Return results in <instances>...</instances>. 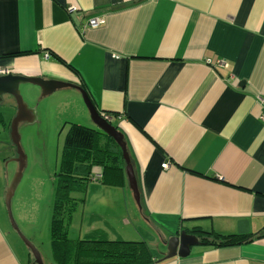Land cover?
Returning <instances> with one entry per match:
<instances>
[{
	"label": "crops",
	"instance_id": "obj_1",
	"mask_svg": "<svg viewBox=\"0 0 264 264\" xmlns=\"http://www.w3.org/2000/svg\"><path fill=\"white\" fill-rule=\"evenodd\" d=\"M95 18L104 23L88 27ZM0 67L83 88L124 134L140 206L127 174L123 187L95 178L85 205L96 223L84 233L81 222L80 238L102 230L122 240L106 224L123 198L156 235L159 243L144 241L159 249L156 264H264V0H0ZM67 89L44 97L21 85L29 110L19 128L39 119L46 98L41 110L57 122L88 121L81 93ZM1 103L12 115L0 145L12 149L17 104ZM10 186L0 193V264H33L8 217ZM195 229L248 240L192 234L200 244L190 255L166 260L168 240Z\"/></svg>",
	"mask_w": 264,
	"mask_h": 264
},
{
	"label": "trees",
	"instance_id": "obj_2",
	"mask_svg": "<svg viewBox=\"0 0 264 264\" xmlns=\"http://www.w3.org/2000/svg\"><path fill=\"white\" fill-rule=\"evenodd\" d=\"M0 114V132L5 126ZM105 186H126V163L118 144L97 128L69 123L59 168L50 226L51 246L55 264H156L147 242L110 240L102 230L71 239L74 218L86 203L89 184L95 180ZM73 193L80 197H72ZM206 241L219 245L239 244L247 236H222L205 231L189 230Z\"/></svg>",
	"mask_w": 264,
	"mask_h": 264
},
{
	"label": "rangeland",
	"instance_id": "obj_3",
	"mask_svg": "<svg viewBox=\"0 0 264 264\" xmlns=\"http://www.w3.org/2000/svg\"><path fill=\"white\" fill-rule=\"evenodd\" d=\"M68 91H74V89ZM48 99L50 98L39 100L36 103L37 105L41 104L39 119H36L34 124H27L19 128L21 150L26 157L27 166H25L22 172V178L15 191L11 209L15 225L21 236L37 249L43 264H55L50 239L52 204L55 193L56 174L58 172L60 156L69 125L65 126L66 121L57 122L56 116L51 115L50 112L49 114L41 110L42 108L50 107ZM58 102L54 101L53 103L58 104ZM0 112H2L4 120L9 122L12 115L10 107L0 103ZM86 115L89 120H79L81 122L80 124L89 128H96L93 122H91L88 110ZM7 135H9L8 131L0 132V142H2L3 136L7 137ZM8 138L12 142V138ZM14 148L15 146H12L11 149V147L5 144L0 145V193H3L5 180L8 179L10 184H12L20 168V164L15 161L17 159V150ZM90 185L92 184L90 183ZM72 197H80V194L73 193ZM130 199L134 205L136 202H134L135 200H133L132 194ZM91 200L92 198H90ZM123 202L124 199L122 198L120 206L110 216H107L109 219L106 226L111 222L110 226L114 228L117 236L122 238V240L126 239L135 242L151 241L153 244L159 243L154 232L147 230L149 228L143 221L138 219L135 212L129 213ZM21 209L24 211V217H21ZM74 219V223L80 219L81 221L76 229H73L74 226L71 227V239L79 238L81 222L84 233L87 232V226L96 223L91 220L89 204L81 207ZM120 219L127 220L129 224L122 225L118 223ZM10 223L13 228L12 222ZM102 226H104L103 223ZM16 234L13 235L16 236ZM155 246H153L152 250L157 254L159 249Z\"/></svg>",
	"mask_w": 264,
	"mask_h": 264
},
{
	"label": "water",
	"instance_id": "obj_4",
	"mask_svg": "<svg viewBox=\"0 0 264 264\" xmlns=\"http://www.w3.org/2000/svg\"><path fill=\"white\" fill-rule=\"evenodd\" d=\"M26 84H31L40 88L44 97L55 93L57 90L69 87L77 89L81 93L84 104L89 111L90 118L93 121L95 127L106 135L110 136L112 139H114V141L121 148L123 158L126 163V174L129 180V186L133 192L136 203L140 206V193L133 165L131 163V158L127 149V144L125 142L124 134L120 132L118 128L114 126L110 121H108L103 113L101 114L97 110L95 104L91 100L90 96L86 93V91L83 88L75 86L71 83H59L55 81H46L42 78H26L23 76L9 74L5 76H0V103L3 100V97L7 95L13 97L17 104V117L14 119L11 125V138L13 145L16 147L18 155V158L15 161L20 164V168L16 175V178L8 189L6 197V208L10 221L13 224V228L17 232H19L13 219L11 204L15 195V191L21 181L22 172L25 166H27L26 157L24 156L21 150V137L19 135V125L24 120L23 118L26 116L29 110V106L25 102L22 92L20 90L21 85ZM21 239L27 246V248L30 250L35 263L43 264L37 249L31 243L27 242L22 236ZM199 244L200 241L195 235L189 234L186 230H184L178 235H175L168 240L167 255L165 259L168 260L175 257L185 258L190 255L192 247L197 246Z\"/></svg>",
	"mask_w": 264,
	"mask_h": 264
},
{
	"label": "built area",
	"instance_id": "obj_5",
	"mask_svg": "<svg viewBox=\"0 0 264 264\" xmlns=\"http://www.w3.org/2000/svg\"><path fill=\"white\" fill-rule=\"evenodd\" d=\"M69 10H70L71 12H75V11H77V9L74 8V7L69 8ZM103 23H104V20H103L102 18H95V19L90 20V21L88 22V25H87V26L90 27V28H98V27H100ZM9 74H11V72H10L9 70L0 67V76H5V75H9ZM104 116H105V118H106L108 121H110V120H109L110 117H108V115H105V114H104ZM169 166H170V164H169V163H166V164L163 165V169H168ZM95 178L97 179V178H99V177L97 176V177H95Z\"/></svg>",
	"mask_w": 264,
	"mask_h": 264
},
{
	"label": "flooded vegetation",
	"instance_id": "obj_6",
	"mask_svg": "<svg viewBox=\"0 0 264 264\" xmlns=\"http://www.w3.org/2000/svg\"><path fill=\"white\" fill-rule=\"evenodd\" d=\"M110 122H111V118H109ZM33 264H36L35 261L33 262Z\"/></svg>",
	"mask_w": 264,
	"mask_h": 264
}]
</instances>
